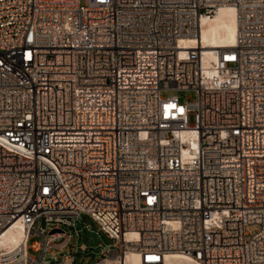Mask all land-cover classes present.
I'll list each match as a JSON object with an SVG mask.
<instances>
[{"label": "built area", "instance_id": "2783aa9c", "mask_svg": "<svg viewBox=\"0 0 264 264\" xmlns=\"http://www.w3.org/2000/svg\"><path fill=\"white\" fill-rule=\"evenodd\" d=\"M83 217L112 240L94 264H264V0H0V236L24 231L0 264H50Z\"/></svg>", "mask_w": 264, "mask_h": 264}, {"label": "bare ground", "instance_id": "6f19581e", "mask_svg": "<svg viewBox=\"0 0 264 264\" xmlns=\"http://www.w3.org/2000/svg\"><path fill=\"white\" fill-rule=\"evenodd\" d=\"M218 21L226 29V36L223 39V42L212 46V44L207 43L202 40L201 43V28L204 22ZM213 25V24H212ZM237 36V15L235 8L230 5L221 6L214 16H202L200 19L199 25V34L197 43H201V48L203 51L202 61L204 65H209L211 62L216 60V49L223 48L227 46H233L236 41ZM226 37H231L230 40H227ZM196 40L193 38H187L185 40L186 46H193ZM24 238L23 225L17 221L11 227L7 228L2 235L0 236V246L11 247L19 244ZM166 264H193L189 259L176 255L170 254L166 257ZM110 264H113V262ZM124 264H139L138 254L134 251L128 252L124 256Z\"/></svg>", "mask_w": 264, "mask_h": 264}, {"label": "rangeland", "instance_id": "374dc122", "mask_svg": "<svg viewBox=\"0 0 264 264\" xmlns=\"http://www.w3.org/2000/svg\"><path fill=\"white\" fill-rule=\"evenodd\" d=\"M225 33L226 29L218 21H212L211 23L204 22L201 28V43L203 40L212 44V46L218 45L223 42L227 34ZM226 38L227 40L231 39V37ZM172 94L177 96L180 103H184L188 100H196V93L193 90L174 91ZM83 219H85L87 223H90L91 230L82 229V224H77L76 227L81 228L78 236H72L67 246L62 249L51 248L50 252L47 254V258L50 259V264H55L51 256L69 253H73L74 255L73 264H94V262L101 257V254H99L101 245L112 243L111 239L104 237L102 234L98 235L95 232L97 227L89 219L85 217H83ZM250 229H254V227L252 226ZM81 244H85L86 252L82 250L75 251Z\"/></svg>", "mask_w": 264, "mask_h": 264}]
</instances>
